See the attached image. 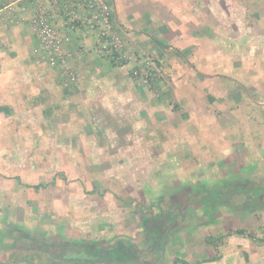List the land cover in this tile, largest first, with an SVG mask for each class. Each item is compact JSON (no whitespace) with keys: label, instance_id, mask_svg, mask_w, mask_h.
Masks as SVG:
<instances>
[{"label":"crops","instance_id":"0c3cea01","mask_svg":"<svg viewBox=\"0 0 264 264\" xmlns=\"http://www.w3.org/2000/svg\"><path fill=\"white\" fill-rule=\"evenodd\" d=\"M112 1L115 12H117L121 36L128 50L140 53L149 47V49L152 48V53L155 51L153 53L154 55L156 54L155 57H158L162 71H160L158 81L154 87L147 89L139 86L130 76V68L133 62H127L122 65L110 62L108 57L99 52L94 38L85 35L81 30L71 34V44L68 49L71 52L68 63L69 69L62 70L58 66L49 65L45 55L35 51L36 47H38V40L27 21L33 9L27 2L19 0L15 4V14L16 18L25 17L24 22L20 21L17 24L7 23L6 20H1L0 16V100H5L7 105L5 107L6 111L2 109L5 104L1 107L0 121L5 115H9L4 118L5 126L3 128L0 127L2 139L4 137L3 132L8 125L7 122L13 120L14 113L18 112V114L21 113L25 116L22 112L29 113V111L34 110L30 105L32 100L37 102V111L41 114L38 120L39 124L42 121L44 126H47L46 122L54 125L50 129L52 131L50 135L54 139L49 149L57 152L62 151L61 147L63 146L59 143L58 138H63L64 136L69 137V141L64 143L66 149L70 148L69 152L103 151L105 153L104 151L107 149L109 151L113 150L111 146L98 142L91 144L92 139H88L93 136V130L83 129L82 125L86 123L83 126L92 128L91 125H93L92 121L95 115H102L103 118L111 122H115L114 120L120 122L122 119L125 123L123 127H127L126 136L141 135V137H144L149 135V138H154L155 141L152 140V142H147L146 145H140L144 147L143 151L146 150L147 152L149 150L150 154L168 152L176 147L173 142L172 131L177 128L176 121L181 119L186 127H188V124L185 123H194L195 125V130L188 139L184 133L179 136L181 137V140H179L181 146L180 150L178 149L177 151L182 152V155L184 154V159L189 157L185 153L189 151L190 142L195 135L201 137L202 141L212 145L216 142L215 139L219 137V144H216L219 145L218 149L214 153L212 151L208 154L209 166L207 167L215 169L216 164L227 163L225 158L230 156L228 161L229 172L226 174V178H220L217 182L209 180L210 178H207L206 181H197L195 186L198 190L200 189L199 187H204L202 192L198 191L200 198L196 187L190 186L188 192L191 195L185 193L189 197L191 196L188 198L189 208L183 210L182 215H175L177 216L175 217L176 219L178 218L184 222V225L176 226L175 230L169 228L165 232L171 238H165L168 244L162 245L163 250L159 254L155 252L152 253L153 255L142 256L144 248L148 245L151 251L161 247L160 242L158 246H151L152 243H149V241H152L153 237L150 239L146 233L147 229L152 228L153 230L155 226V224H150V219L161 214L159 207L156 206L149 208L147 214L144 215L143 233L136 235L139 226L136 225L135 220L131 222L134 225L133 227L131 224H129L130 227L126 225L128 216L125 213L118 216H115V214L111 215V217L107 216L108 221L104 219V215V218H102L103 224L109 226L110 220L118 223L117 230L114 232L119 234L118 239L106 242L100 241L101 243L99 239L98 241L90 240L88 244H79L73 247L61 245L57 258L52 256V254L48 256L53 263H47L45 261L47 258H45L39 264H73L74 262H79V264H264V241H261L264 235V205L251 209V204H248L251 199L250 194L254 192H250L252 189H264V119L258 122L257 118H255V113L258 111H260L261 115L264 113V108L261 107L264 105V100H253V104L259 107L257 112L253 111L254 119L250 121L244 118V114L233 115L230 112L231 106L223 102V97L225 98V96L222 94H219L216 98L213 97L214 100H206L209 99L206 95L207 92L205 93L206 86L214 85L218 82L214 81L213 78L211 79L210 75H208L209 79H206L203 65V68L199 65V67L191 65L186 59V55L190 52L199 54L200 44L198 43L201 34L196 31L193 37L181 40L178 37V35L182 34L181 31H191L188 27V21L190 20L185 19L184 16L178 13L175 14L173 11L188 5L187 0ZM9 2L10 0H0V10H6L5 7ZM27 6L28 8L24 9ZM164 28H166V31L163 30ZM167 28L173 29L171 33L176 32L175 36L168 35L166 33ZM144 31L152 33L150 36L143 35L142 32ZM162 40L172 43L175 48L179 46L181 51L171 53L170 49L162 50L161 47L163 45H160ZM147 53H151V51ZM152 53L151 55H153ZM209 80H212V82ZM14 100H28V102L26 104L23 102V107H20V105H15ZM217 102L224 106V111H227L228 115L224 112L223 118L225 120L220 125H217V120H214L211 125L207 126L205 123L206 118L204 117V105ZM95 109L96 111L98 110L96 113L94 112ZM62 112L68 113L67 116L64 117L66 114L63 115ZM62 116L63 119L68 118V120H71L72 124L62 123L65 120L62 119ZM168 122H174L175 124H169L171 126L169 127ZM39 126L38 135L40 137L49 135L44 132L45 128L42 125ZM162 126L163 128H161ZM167 127H169V131ZM223 127L236 133L243 130L248 132L245 134L246 136L242 133L241 135L240 133L235 135L233 133L227 134L228 131L225 133ZM181 129H185V127L182 126ZM106 130L105 133L95 130L97 133L94 134L100 133L99 135L103 137L109 132L108 129ZM7 134L13 136V131L9 130ZM156 136H159L161 140H156ZM167 137H169V141H167ZM78 138H80L82 144H79ZM72 140L76 142V145H73L74 142ZM220 144H223L224 148H221ZM152 146L156 148L150 150L149 147ZM171 146L174 148L169 149ZM5 148L7 152L13 151V146L9 147V144ZM118 148L119 146H117L116 150ZM166 160L163 159L162 161ZM157 161L155 157L151 159V156L145 159V163H148L146 166H156L153 162ZM201 162L202 160H199L198 165ZM13 175L15 176H12L11 182L5 185L7 192L11 193V196L16 198L17 201H20V196L21 198L34 201L26 193L27 187L21 186L23 181H20L19 173L13 172ZM148 180L149 182H147L151 183V178ZM238 182L244 184H241L243 189L235 191L233 190V185ZM27 184L29 183L27 182ZM39 185L47 186L48 184L43 180ZM194 189H196V197L195 195L193 196L194 192L192 191ZM210 192L215 193L204 198ZM262 192L264 193V191ZM240 196L241 198H238ZM207 198L210 199L208 200ZM211 198L213 202H210ZM239 206L244 207L243 215H253L250 218H253V220L256 218L259 221L258 224L252 225V230L249 233V230H245L242 227L233 231L232 236L226 237V240H222L224 233L217 231L216 235L219 240L217 244L220 247L216 246V242L208 241L209 237H205L203 243H197L196 246H193L192 253L185 252L186 255L191 256V259L187 261L188 263L182 260V257L177 254V244L184 243L186 245V239L192 240L201 234L206 227L215 226L220 213L227 214V217L233 216V210H236ZM210 207L214 208L211 214L208 211ZM152 211H156L155 215L151 213ZM99 214L100 212L89 214L84 211L77 213L75 209L72 213L64 215L70 217L71 221L74 218V223L77 225V222L81 220L83 224L89 227L92 222H89L86 218L93 220ZM248 218L246 217V219ZM124 221L125 224L123 225ZM74 223H72V227ZM250 223L254 224L252 221ZM14 225L11 223L4 228H0V251L7 250V253L9 250L12 251L11 249H14V251L16 249L17 251L15 252L17 253L18 250H21L23 254L19 251L17 258L13 257L14 259L11 260V264H28L27 257L29 255L26 257L25 251L28 249L27 251L31 253L33 248L30 243L39 238H36L34 230L27 229L24 231ZM16 225L18 224L16 223ZM18 232L22 236V246H15L13 243L10 245L5 244L7 240H10V242L15 240V235ZM253 233L256 236L261 235V239H257L258 237L248 238L247 234L251 235ZM11 236L14 238L10 239ZM110 242L112 243L110 244ZM225 248L230 249L232 254L235 252L241 257L228 255L226 259L221 258L222 250ZM114 249L119 250L122 255L110 258ZM245 252L248 253V256ZM44 256L47 257V255Z\"/></svg>","mask_w":264,"mask_h":264},{"label":"rangeland","instance_id":"374dc122","mask_svg":"<svg viewBox=\"0 0 264 264\" xmlns=\"http://www.w3.org/2000/svg\"><path fill=\"white\" fill-rule=\"evenodd\" d=\"M187 1L188 5L173 11L175 14L178 13L184 16L185 19L194 22L188 21L190 32L180 30L182 34L178 35V37L181 40L193 37L196 31L201 34L198 43L200 44L199 54L190 52L186 55V59L191 65H199L201 68H203V65L206 79L211 77V79L213 78L214 81L218 82L217 84L206 86L205 93L207 92L206 95L209 98L206 100H214L213 97L216 98L219 94H222L225 96V98L223 97V102L231 106L230 112L233 115L244 114V118H247L248 121L254 119L253 111L257 112L259 106L253 104V100H264V0H202L203 3H200L201 0ZM200 4L201 6H199ZM163 30L166 31V28ZM149 31L142 33L150 36L152 32L150 33ZM172 31L173 29L167 28L166 33L175 36L176 32L171 33ZM160 45H163L161 47L162 50L170 49L171 53L181 51L179 46L175 48L172 43L164 40L160 42ZM145 49H143L144 52L151 51L152 53V48L149 49L148 47ZM155 55L153 54L152 56L154 57ZM109 61L113 62L112 60ZM53 67L57 66L54 65ZM214 69L215 71H213ZM208 75L210 76L208 77ZM209 81L212 82V80ZM5 102V100H0V110L3 104L5 106L2 109L7 106ZM23 102L26 104L28 100H14L15 105H20ZM30 105L34 108L33 111H29V113L22 112L25 116L21 113L18 114V112L14 113L13 121L11 123L10 121L7 122L8 125L3 132L4 136L7 134L5 132H9V130L13 131V136L7 134L3 139L0 136V228L13 223L20 230H34L36 238L39 239L30 243L33 248L31 253L34 252L32 255L27 251L28 249L25 251L26 257L29 255L27 257L28 264H39L45 258H47L45 260L47 263H53L48 256L52 254V256L57 258L61 245L73 247L79 244H88L90 240L98 241L99 239V242L116 240L117 237L119 238V234L114 232L117 230L118 223L110 220V228L108 225L103 224L102 218H104V215V219L108 221L107 216L111 217L113 214L118 216L125 213L128 216L126 225L129 226L135 220L136 225L139 226L136 235L143 233V219L149 208L157 206L160 209L159 211H162V214L170 210L171 216L174 218L177 217L175 216L176 214L182 215L183 210L189 208L188 198L191 196L189 197L187 194L191 195L188 192L190 186L196 187L197 181H206L207 178L217 182L220 178H226L225 176L229 172L228 161L230 156L225 158L227 163L216 164L215 169L207 167L209 166L208 154L212 151L214 153L218 149L219 145L216 144H219V137L215 139L216 142L212 145L202 141L201 137L195 135L190 142L189 151L185 153L189 157L184 159V154L182 155V152L177 151L178 149L180 150L181 146L179 141L181 137L179 136L184 133L188 139L195 130V125L194 123L184 122L188 124V127H186L181 119L176 121L177 128L172 131L173 142L176 147L171 146L169 149H174L168 152L150 154L148 149L147 152L146 150L143 151L144 147L140 145H146L147 142H152V140L155 141L154 138H149V135L144 137H141V135L126 136L127 127H123L125 123L122 119L120 122L118 120L111 122L103 118L102 115L94 116L92 128L83 126L86 123L82 127H84L83 129L93 130V136L88 138L92 139L91 144L98 142L111 146L113 150L109 151L107 149L104 151L105 153L103 151L69 152L70 148L66 149L64 145L66 141H69V137L64 136L63 138H58L59 143L63 145L61 147L62 151H50L49 146L53 144L54 139L50 135L52 134L50 129L54 125L46 122L47 126H44L41 121L40 124L45 128L44 132L49 135L40 137L38 135V126L40 125L38 120L41 114L37 111L36 101L32 100ZM261 107L264 108V105ZM203 110L207 126L211 125L214 120H217V125H220L225 120L223 118L224 112L228 115V112L224 111V106L218 102L205 104ZM97 111L95 109L94 112L96 113ZM62 114H66L64 116L66 117L68 113L62 112ZM255 114L258 122L264 119V113H262L263 116L260 111ZM64 119L62 123L72 124L68 118ZM87 123L90 124L89 122ZM172 123L175 124L174 122H168L167 124L169 126ZM182 126L185 129H181ZM169 127H167L168 131ZM164 128L166 127L164 126ZM223 128L226 133L228 129ZM106 129L109 132L103 137L99 135L100 133L94 134L97 133L95 130L105 133ZM247 132L243 130L239 133L240 135L241 133L245 135ZM230 133H233V135L239 134L231 130L227 132V134ZM166 139L169 141V137ZM170 139L172 140V138ZM78 140L79 144H82L80 138ZM156 140H161V138L156 136ZM7 144H9V147L13 146V151H5ZM73 145H76V142ZM117 146L119 148L116 150ZM220 147L224 148V145L220 144ZM155 148L154 146L149 147L150 150ZM213 153L212 155H214ZM150 156L151 159L155 157L158 160L153 162L156 166H146L148 163H145V159ZM222 158L221 160L224 159ZM163 159L167 160L162 161ZM199 160H202L200 165H198ZM13 172L19 173L20 181H23L21 186L27 187L25 191L31 197L30 199H34V201L21 198V196L20 201H17L16 198L11 196V193L7 192L5 185L11 182L12 176H15ZM208 173L210 174L207 175ZM149 178L152 180L151 183H148ZM43 180L48 184L47 186L39 185ZM241 184L243 183L238 182L233 185V190L243 189ZM199 188L198 190L196 187L198 194L204 190V187ZM196 189L192 191L195 197ZM262 191L264 189L258 190V188L250 191L253 192L250 194L251 199L248 203L251 204V209L264 205V193ZM209 195H212V193L205 195L204 198ZM198 197L200 198V194ZM238 198H241V196ZM75 209L77 213L84 211L89 214L94 212H100V214L94 217L93 220L86 218V220L92 222L87 227L88 225L83 224L81 220L77 222V225L74 223V218L71 221L70 217L64 215L72 213ZM208 211L211 214L214 208L210 207ZM243 212L244 207L239 206L236 210H233V216L227 217V214L220 213L215 226L206 227L201 234L192 239L193 241L189 238L186 239V245L184 243L177 244V254L182 257V260L187 262L191 259V256L186 255L185 252L192 253L193 246H196L197 243H203L205 237H209L208 241L216 242V246L220 247L217 244L219 242L216 235L217 231L224 233L222 240H226V237L232 236L233 231L242 227L245 230H249V233L252 230V225L258 224L259 221L256 218L254 220L250 218L253 215H243ZM140 213L141 215H139ZM151 213L155 215L156 211ZM246 217L249 218L246 219ZM158 219H161V217H158ZM172 219L169 221L170 225L168 223L165 226L162 225L163 229L160 228L163 235L159 239L155 237L152 241H149V243H152L151 246H158L160 242L161 247L151 251L148 245L146 248L150 250L144 248L142 256L153 255L152 253L155 252L159 254L163 250L162 245L168 244L165 238H171L168 233H165L169 227H172L171 230H175L176 226L184 225V222L178 218L176 220L173 219V221ZM251 221L254 224H251ZM72 223H74L73 227L71 226ZM131 226L133 227L134 225L131 224ZM155 231L156 228L154 226L153 232ZM146 233L151 239L152 228L147 229ZM19 234L20 232L16 233V239L11 242L7 240L5 244L10 245L13 243L15 246H22V236ZM247 236L248 238L258 237L257 239H261V235L256 236L254 233L251 235L247 234ZM13 238L12 236L10 237V239ZM261 241H264V235ZM11 250L7 253V250L0 251V264H7L5 262L14 259L13 257L17 258V253L21 251L18 250L16 253V249L15 251L14 249ZM21 253L23 254V251ZM246 254L248 256V253ZM44 255H47V257ZM121 255V252L113 250L110 258ZM228 255L241 257L235 252L232 254L228 248L222 250L221 258L226 259ZM73 264H79V262H74Z\"/></svg>","mask_w":264,"mask_h":264},{"label":"built area","instance_id":"2783aa9c","mask_svg":"<svg viewBox=\"0 0 264 264\" xmlns=\"http://www.w3.org/2000/svg\"><path fill=\"white\" fill-rule=\"evenodd\" d=\"M17 1L10 0L6 10H0L1 20L12 24L25 21V17L16 18ZM23 1L33 9L27 21L38 40L35 51L43 53L50 65L69 69L71 34L81 30L85 35L92 36L99 52L113 62L121 65L133 62L130 76L139 86L150 89L158 81L161 71L158 58L149 53L128 50L112 0Z\"/></svg>","mask_w":264,"mask_h":264},{"label":"trees","instance_id":"16d2710c","mask_svg":"<svg viewBox=\"0 0 264 264\" xmlns=\"http://www.w3.org/2000/svg\"><path fill=\"white\" fill-rule=\"evenodd\" d=\"M110 60V59H109ZM17 102V101H16ZM20 107H23V104H20ZM12 108H14V107H12ZM11 108V109H12ZM4 110L6 111L7 109L6 108H4ZM15 111V110H14ZM7 116H9V115H5L4 117H3V119L0 121L1 123H0V127H2L3 128V126H5V123L3 122L4 121V118L5 117H7ZM13 121V120H12ZM11 120H10V123L12 122ZM3 123H4V125H3ZM5 133H7V132H5ZM7 135H5L4 137H6ZM210 193H212V194H214L213 192H210ZM207 194H209V193H207ZM208 197V196H207ZM208 199H210V198H208ZM210 202H213V199L211 198V200H210ZM171 209H173L172 207H170ZM161 212V214H160V216H155V217H153V218H151L150 219V224L152 223V225H154L155 224V228H156V231L155 232H153V230H152V233H151V236L153 237V238H157V239H159L160 237H161V235H163L162 233H161V229H163V226L162 225H167L168 224V222L173 218V219H176V218H174L173 216H171V211H167L166 213H164V214H162V211H160ZM158 217H161V219H158ZM173 219H172V221H173ZM169 225H170V223H169ZM168 225V226H169ZM151 227V226H150ZM146 228H147V226H146ZM161 228V229H160ZM170 229L172 228V227H169ZM238 231H240V230H238ZM114 250H116V251H119V250H117V249H114ZM7 264H11V260L10 261H7L6 262Z\"/></svg>","mask_w":264,"mask_h":264},{"label":"flooded vegetation","instance_id":"af4514ba","mask_svg":"<svg viewBox=\"0 0 264 264\" xmlns=\"http://www.w3.org/2000/svg\"><path fill=\"white\" fill-rule=\"evenodd\" d=\"M63 252H64V249H63Z\"/></svg>","mask_w":264,"mask_h":264}]
</instances>
